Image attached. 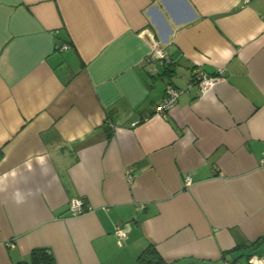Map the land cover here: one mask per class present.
I'll list each match as a JSON object with an SVG mask.
<instances>
[{"label":"crops","instance_id":"0c3cea01","mask_svg":"<svg viewBox=\"0 0 264 264\" xmlns=\"http://www.w3.org/2000/svg\"><path fill=\"white\" fill-rule=\"evenodd\" d=\"M262 156L264 0H0V264H249Z\"/></svg>","mask_w":264,"mask_h":264},{"label":"built area","instance_id":"2783aa9c","mask_svg":"<svg viewBox=\"0 0 264 264\" xmlns=\"http://www.w3.org/2000/svg\"><path fill=\"white\" fill-rule=\"evenodd\" d=\"M68 44H62L61 49L68 48ZM153 54L158 55L159 57L163 58L165 56V52L162 51L157 45L153 46ZM194 81H197V84L199 85V89H203L210 85L214 79L213 76L209 75L205 71L201 69H195L194 70ZM182 93V89L173 85H167L166 87V93L162 100V102L157 107L158 111H164L169 106L173 105L179 95ZM261 163L264 164V156L261 158ZM132 174H128L129 180L132 179ZM190 179L189 177L185 178V183H189ZM68 210L69 213L73 216L80 215L87 211V208H85L83 200L81 198H72L68 203ZM115 233L120 239L125 238V231L121 227H116ZM249 264H264V255H255L250 256L248 259ZM225 264H228V262H225Z\"/></svg>","mask_w":264,"mask_h":264},{"label":"trees","instance_id":"16d2710c","mask_svg":"<svg viewBox=\"0 0 264 264\" xmlns=\"http://www.w3.org/2000/svg\"><path fill=\"white\" fill-rule=\"evenodd\" d=\"M197 83V81H195ZM261 237L254 241L259 243ZM156 250L153 245L147 246L137 257L143 264H161L160 257L156 258ZM16 264H57L53 253L46 247H35L28 255L27 259L20 260Z\"/></svg>","mask_w":264,"mask_h":264},{"label":"clouds","instance_id":"9594fccd","mask_svg":"<svg viewBox=\"0 0 264 264\" xmlns=\"http://www.w3.org/2000/svg\"><path fill=\"white\" fill-rule=\"evenodd\" d=\"M18 202H20V201H18Z\"/></svg>","mask_w":264,"mask_h":264}]
</instances>
